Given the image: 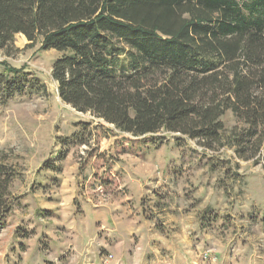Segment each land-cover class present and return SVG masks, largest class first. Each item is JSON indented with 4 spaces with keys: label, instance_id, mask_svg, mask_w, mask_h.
<instances>
[{
    "label": "rangeland",
    "instance_id": "obj_1",
    "mask_svg": "<svg viewBox=\"0 0 264 264\" xmlns=\"http://www.w3.org/2000/svg\"><path fill=\"white\" fill-rule=\"evenodd\" d=\"M57 56L21 34L0 48V64L44 87L0 98L9 208L0 264H264V134L230 142L246 131L230 112L212 149L164 132L106 134L109 126L60 100ZM83 123L91 135L78 144Z\"/></svg>",
    "mask_w": 264,
    "mask_h": 264
},
{
    "label": "trees",
    "instance_id": "obj_2",
    "mask_svg": "<svg viewBox=\"0 0 264 264\" xmlns=\"http://www.w3.org/2000/svg\"><path fill=\"white\" fill-rule=\"evenodd\" d=\"M16 34L58 53L60 100L106 134L164 132L212 149L226 112L246 127L230 142L264 134V0H0V48ZM0 67L2 101L43 92L24 69ZM86 130L72 138L84 144Z\"/></svg>",
    "mask_w": 264,
    "mask_h": 264
}]
</instances>
